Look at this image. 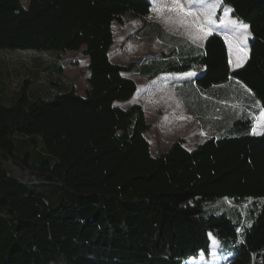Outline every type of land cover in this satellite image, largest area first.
Masks as SVG:
<instances>
[{
	"label": "trees",
	"instance_id": "16d2710c",
	"mask_svg": "<svg viewBox=\"0 0 264 264\" xmlns=\"http://www.w3.org/2000/svg\"><path fill=\"white\" fill-rule=\"evenodd\" d=\"M152 7L151 0H0V50L84 47L90 60L82 96L61 56L43 68L56 78L45 80L46 93L31 79L14 85L0 59V264H183L210 256L211 235L233 244L225 264H264V132L254 133L264 108V0H223L216 15L231 7L249 26L250 54L235 70L220 34L198 47L157 23L139 32L167 52L112 62L114 22L146 17ZM192 71L201 91L231 97L222 87L237 85L247 105L196 148L181 138L155 157L144 109L119 103L137 92L135 75ZM225 198L235 214H204L206 202Z\"/></svg>",
	"mask_w": 264,
	"mask_h": 264
},
{
	"label": "rangeland",
	"instance_id": "374dc122",
	"mask_svg": "<svg viewBox=\"0 0 264 264\" xmlns=\"http://www.w3.org/2000/svg\"><path fill=\"white\" fill-rule=\"evenodd\" d=\"M154 9H172L173 13L169 14L170 17L179 15L176 19L165 20V28L168 33L178 36L188 37L192 40L201 41L206 36L205 33L208 32L207 29L203 28V31L200 28H197L194 22V14H187L186 11H190L193 8V12L202 11L206 13L211 11L205 7L207 4H215V0H151ZM23 3L27 6L29 0H23ZM220 7L216 10V15L218 14ZM161 16L159 13L155 12V16ZM223 11L221 13V16ZM159 15V16H158ZM220 16V18H221ZM217 18V17H216ZM219 18V19H220ZM151 19V17H149ZM218 19V18H217ZM218 19V20H219ZM239 22V21H238ZM147 19L143 18H134L130 16L125 17V23L120 24L114 22L113 31L115 35V42L110 49V57L112 62L118 64H129L132 61H139L146 57L148 54L157 53L162 50V44L158 39H145L141 40L135 37V32L142 30L141 28L145 26ZM195 23V22H194ZM226 30L229 32L230 37L234 41V36L236 37L237 32H242L241 28H236L232 23L227 22L225 24ZM203 37V38H202ZM243 37V43L246 41L245 36ZM84 47L80 51H68L66 53L57 51V50H42L36 51L32 49H1L0 50V59H5L7 62L8 74L10 79L17 82L14 85H17L18 82L20 86L28 85L32 83L38 84V89L41 93H46L48 90L45 80L52 78L49 76L46 68L53 60L58 59L61 56L62 64L66 75L74 82L76 85L77 91L79 94L83 95L85 90L88 87V77L90 73L89 57L84 53ZM34 57H40L38 63H33ZM43 59V61H42ZM44 63V64H43ZM46 74H45V72ZM19 77V79L17 78ZM31 79L32 83L26 84V80ZM64 89L60 88L59 92H63ZM143 98V102L146 105L148 112L150 113V118L159 119V121L165 123L163 127H160L155 120H151L153 126L151 129L145 133L147 139H151L152 152L156 154L161 151H166L170 144H173L176 140L184 138L187 143L188 148H194L197 144L203 142L207 135L201 129L198 123L191 124L182 117L179 116L180 111L176 105L175 92L172 87L163 86L157 88L154 94H150ZM123 108H129L132 104V101L119 103ZM264 108L259 115L256 116L254 122V133L261 134L264 132ZM174 115V116H172ZM190 125L191 131L189 126ZM188 126V127H187ZM200 132H199V130ZM196 131V132H195ZM158 151V152H157ZM228 199H220L217 201H208L205 203V215H218V214H235L234 210H230L227 205ZM234 238H232L233 240ZM241 235L238 229L237 234V243L241 241ZM240 241V242H239ZM236 243V244H237ZM211 254L209 257L205 255L200 256L199 258H191L190 260L185 261L183 264H225L229 256H225L227 253L231 252L233 244L231 245L226 241H219L216 237L211 235ZM222 247V251L220 248ZM215 253V255H213Z\"/></svg>",
	"mask_w": 264,
	"mask_h": 264
},
{
	"label": "crops",
	"instance_id": "0c3cea01",
	"mask_svg": "<svg viewBox=\"0 0 264 264\" xmlns=\"http://www.w3.org/2000/svg\"><path fill=\"white\" fill-rule=\"evenodd\" d=\"M215 1H216L215 4L217 5V7L215 9H212L211 11H207L206 13H203L202 11L193 12V8H191V10L186 11V13L187 14L190 13V15L194 14V17H195L194 22L195 23L194 22H192V23L196 24L197 28H200V25H203L204 29H207L208 31L210 30L211 34L216 32V33L220 34L225 39L226 44H227V48H228L230 68H231V70H235V69L243 66L245 64V62L248 60V57L250 54V38H251L250 29H249V26L247 24H245L244 22H241V21H239L233 17L231 7H224L223 8V14H222L221 18L218 20L216 18V10L218 7H221L223 0H215ZM155 12L159 13V15H161V16L158 15L159 17H157V14L155 16ZM170 13L171 14L173 13L172 9L171 10L169 8H167V9H165V8L154 9V7H152V10L148 16L139 17V18L147 19V23L141 29L144 30L145 28L150 26L151 23H157L165 31H167L165 28V24H164L165 20H167V19L171 20L172 18L176 19L177 17H179L178 14H176V16H174V17L173 16L170 17L169 16ZM208 13H211V19L214 21V23H212V24L207 23V14ZM149 17H151V19H149ZM179 18H181V17H179ZM176 20H178V19H176ZM233 21L235 22V24L232 23ZM227 22L232 23L234 26H236L237 29H239V31H240V28L242 30L241 33L237 32L236 37L234 36V41L230 37L229 32L226 30L227 26L225 24ZM240 25H247L248 26L247 30L245 31L242 27H240ZM139 31L140 30L135 32L134 35H135V37H137L141 40L142 39L143 40H145V39L149 40L152 38L157 39L154 36L148 37V36L142 35V33ZM211 34L206 35L204 38L202 37L203 40H201V41H197V40L195 41V40H192V39H190L188 37H184V36H178V35H175V36L184 38V39L188 40L190 43L194 44L195 46L203 47L205 45L207 38ZM242 36H245V39H246V41L244 43H243V37ZM114 37H115V35H114ZM158 40H160V39H158ZM114 42H115V38H114ZM160 42L162 44V50L157 52V53L148 54L143 59H146L149 56H157L160 53L167 52L169 50V47H167L165 44H163L161 40H160ZM109 55H110V53H109ZM123 65H127V64H123ZM187 73H194L195 75L188 77L185 75ZM187 73H183V74L163 73V74H160L157 77L152 78V79L147 78L141 74L135 75L133 78L136 80V82L138 84V90L135 93L134 97L131 99V101H132L131 106L134 104L141 105L142 108L144 109L145 114H146L147 121L151 124V126H153V124L150 121V119L155 120L160 127H163V125H165V123L159 121V119L150 118V113L148 112L146 105L143 102V98L142 99H140V98L147 96V95H150V94H154L155 90L157 88H160L163 86L172 87L174 89V92H175L176 105L178 106V109H179L180 114H181L180 116L178 114H175V116L182 117L186 121L190 122L191 124L192 123L193 124L198 123L200 125L201 129L207 135V138L205 139V140H207L208 138L214 136L221 129H223V127L227 123L231 122L235 118V116L240 115L243 112V110L247 104L242 99L238 98V96H236L235 90L238 88L240 89V87H238L237 85L230 84V86H223L222 87L223 90H225V92L230 94L231 97L225 96L224 95L225 93L224 94L220 93L219 92L220 88H217V93H215V94H214V88H211V89L206 90V91H201L200 89H198L195 86V83H194L195 78L199 75L198 72L192 71V72H187ZM89 87L90 86L88 84L87 89H89ZM87 89L85 90V93L82 96H85ZM172 116H174V115H172ZM188 126H189L190 131H191L192 127L190 125H188ZM199 132H200V130H199ZM148 140H149L150 146H151V153L155 157L161 155L162 153H164L166 151H168L170 149V147L172 146V144H170L171 146H169V148L166 151H164V150L161 152L157 151L158 153L153 154L151 139H148ZM187 143H188V141L185 142L186 147H187ZM201 143H199V144H201ZM199 144H197V146ZM197 146H195L194 148H196ZM188 149H193V148H188Z\"/></svg>",
	"mask_w": 264,
	"mask_h": 264
},
{
	"label": "snow or ice",
	"instance_id": "6c2138e0",
	"mask_svg": "<svg viewBox=\"0 0 264 264\" xmlns=\"http://www.w3.org/2000/svg\"><path fill=\"white\" fill-rule=\"evenodd\" d=\"M201 2L203 3V0H201ZM205 7L209 8V9H215V8L217 7V5H216V4H207V5H205ZM189 14H190V13H189ZM207 23H208V24H212V23H214V21L211 19V13H208V14H207ZM232 23L235 24L234 21H233ZM240 27H242L245 31H246L247 28H248L247 25H240ZM200 28H201V30L203 31L204 26H203V25H200ZM209 34H211L210 30H209L208 32L205 33V35H209ZM185 75L188 76V77H190V76L195 75V74H194V73H187V74H185ZM262 116H264V113H262ZM213 255H215V253H213Z\"/></svg>",
	"mask_w": 264,
	"mask_h": 264
}]
</instances>
